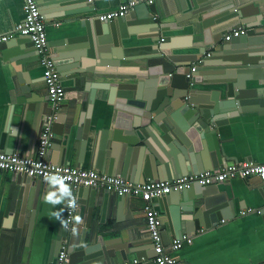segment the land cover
<instances>
[{"label":"water","instance_id":"1","mask_svg":"<svg viewBox=\"0 0 264 264\" xmlns=\"http://www.w3.org/2000/svg\"><path fill=\"white\" fill-rule=\"evenodd\" d=\"M179 1L182 12L189 9L217 12L216 16L202 22L204 30L237 19L245 33L221 44L216 34L213 42L217 46L213 48L214 44L207 43L209 35L205 31L188 33L180 26L161 24L154 20L158 13L156 5L144 4L134 9V19L119 18L112 21L110 27L103 25L101 28L96 27L94 19H87L83 38L64 41L59 47L65 48L60 50L49 44L50 48H57L52 58L62 75L65 72L84 74L83 79L91 88L92 101L96 100L98 90L108 88L111 92L108 102L114 108V112L112 109L106 114L107 120L102 127L92 119L83 121V117L79 123L70 125V132L61 136V143L54 144L51 149L54 151L52 163L70 166L74 154L81 162V158H87V152L89 162L97 171L141 184L171 181L176 176L197 175L234 165L223 155L218 130L229 125L231 119L249 111L262 112L260 109L264 107V99L259 98L261 88L249 87L251 82L264 80V0L241 4L236 0L225 3H222L225 0ZM37 2L45 20L49 19V14L58 18L94 11L91 7L94 0ZM134 36L148 40L150 46L144 42L139 49L141 53L132 54L130 43ZM30 43L26 37H14L4 44L5 55L15 53L10 59L22 65L21 61L34 54L35 48L28 47ZM207 48L213 51L207 52ZM134 56H143L145 60L137 85L93 86L91 79L102 73L95 70V66H107L110 60L122 61ZM151 59L158 60V64L149 66ZM71 65L76 66L63 70L65 72L60 69ZM189 73L191 79H187ZM20 104L12 113L9 133L14 135L16 142L19 137L18 145L24 143L32 150L40 139L44 117L53 110L50 103L44 101L24 99ZM66 120L59 117L57 124L62 129L59 134L67 132ZM13 141L14 138L9 139L7 154L18 153ZM17 182L20 194L31 193L37 203L42 180L20 174ZM85 189L89 192L85 227L80 235L63 232L53 253L51 250V264H57L64 241L68 245V264H156L152 240L136 239L119 219L123 209L132 204L130 197L115 198L106 190ZM261 194L264 198V188ZM235 196V189L228 183L206 187L196 184L190 189L153 199L152 203L160 216L167 218L174 234L182 237L183 225L186 234L194 235L215 227L232 214ZM112 207L118 219L116 225L105 232L102 226L107 225L105 219ZM98 210L101 225L94 229ZM34 218L35 212L28 233L30 239Z\"/></svg>","mask_w":264,"mask_h":264},{"label":"crops","instance_id":"2","mask_svg":"<svg viewBox=\"0 0 264 264\" xmlns=\"http://www.w3.org/2000/svg\"><path fill=\"white\" fill-rule=\"evenodd\" d=\"M128 1L94 0V5H91L94 11L81 16L52 18L50 16L54 14H49L47 16L49 19L45 20L49 44L57 46L60 50L65 48L59 47L64 41L83 38L86 36L85 25L87 24V19H94L93 23H96V27L101 28L103 25L110 27V24L114 22L101 23L97 16L116 10ZM229 1L225 0L222 3ZM249 1L236 0L238 4ZM155 5L158 11L157 15H155L158 18L157 22L168 24V26H173L174 28L180 26L188 30V33L193 30L195 32L203 30L207 33V36L209 35L207 43L212 45L214 44V35L219 34L217 39L222 40L219 43L221 44L225 41L224 37L232 29L241 27L238 24V20L235 19L204 30L202 22L216 16L217 12L211 11L207 13L191 9L187 12H182L179 0H156ZM135 15V10H132L125 18L128 20L134 19ZM23 20V0H0V33L12 34L15 27L22 23ZM220 32L222 35H220ZM144 42L145 45L150 44L146 39L143 40L137 36L132 37L130 43L132 54H138ZM215 46L217 45L214 44L213 48ZM4 47V44L0 45V152L6 153L5 150L9 144V139L14 138L12 145H15V149L18 150L16 154L34 155L38 148V140L34 149L28 150L24 143L18 145L19 137H17L18 142H16L14 135H10L9 128L13 111L16 107L22 105L20 103L24 99L49 102L40 58L35 52L33 44L30 43L28 47L33 48L34 54L30 59L21 61L22 65H19L15 63L16 59H10V56L15 55V53L12 52L10 56L5 55L7 51L4 50ZM213 48H207V52H212ZM50 49L52 54L56 53L57 48ZM142 58L144 57L134 56L128 60H110V65L95 66V70L102 73L93 77L91 79L93 82L91 83L93 86H97L96 84L135 86L137 85L139 74L143 72V65L141 64H145V60ZM158 62L156 59H151L149 66L153 67ZM75 66L60 67V69L65 72L63 70H69L75 68ZM85 67L89 68L90 66ZM65 73V75L61 73V82L67 96L63 106L60 108L59 117L67 119L66 126L68 127L66 133L64 131L63 134H59L60 131L62 133L61 126L55 124L53 128L55 133L54 144L61 143V136L64 137L65 134H68L70 125L79 123L81 117H83V121L88 120V122L92 119L94 120L93 122L102 127L107 120L106 114L112 109L114 112L113 106L108 102L111 94L108 88L98 90L96 100L92 101L91 88L87 87L86 81L83 79L84 74ZM249 87L261 88L259 98L264 99V80L251 82ZM49 105L51 106V104ZM260 110L262 112L249 111L243 113L231 119L229 125L218 130L219 139L222 142L221 150L228 163L239 165L244 162L264 164V107ZM54 144L53 147L55 146ZM53 156L54 151L51 150L49 155L51 162ZM86 156L87 158L84 160L81 158V162H79L78 155L74 154L71 158L70 166L84 170H96L89 162L87 152ZM222 169L217 167L213 171H221ZM179 177H173L172 180ZM17 181H20V174L0 172V264H51V250L53 253L54 248L57 247L58 240L61 241L62 239L64 230L61 229L58 221L50 218V211L57 209L43 202V196L48 192L49 185L45 180H42L39 199L36 203L31 193L27 192L24 196L20 194V185ZM227 183L236 191L235 197L237 200L234 212L224 217L215 227L189 235L193 238V244L186 245L182 250L173 254L182 264H264V198L261 194L264 185L256 177L246 180L236 178ZM113 197L116 198L118 196L113 195ZM78 199L80 206L77 214L81 215L86 222L85 205L89 202V192L85 188L81 189L78 193ZM130 201L132 204L123 209L119 219L123 221L125 227L130 229V233H133L136 239L150 242L151 237L143 212L145 201L141 198H130ZM57 207H63V205ZM244 211L247 214L241 215ZM33 212H35V218L30 239L28 233ZM63 215L65 217V212ZM117 219L118 214L115 207H112L109 209L105 219L107 225L102 226L103 230L107 232L112 229L116 225ZM161 221L163 241L165 244H169L178 235L174 234L171 224H169L164 215H161ZM100 225V210H98L93 221V228L99 229ZM84 227L85 223L80 226L78 235L81 234ZM182 235H186L184 225ZM123 238L125 241L127 240L126 237Z\"/></svg>","mask_w":264,"mask_h":264},{"label":"built area","instance_id":"3","mask_svg":"<svg viewBox=\"0 0 264 264\" xmlns=\"http://www.w3.org/2000/svg\"><path fill=\"white\" fill-rule=\"evenodd\" d=\"M156 0H129L118 9L97 16L101 23L112 22L124 18L139 5H154ZM24 20L18 24L12 34L0 33V45L8 43L15 36L26 37L33 44L40 58L43 77L48 90V100L53 112L45 116L42 123V133L38 141V148L34 155L7 154L0 152V172L22 174L32 179L46 181V177L53 174L60 180L71 186L72 192L78 199V193L84 188H98L110 192L116 196L141 198L145 201L143 212L146 217L147 228L156 253V264H182L173 254L182 250L186 245L193 244V238L189 235L174 238L169 244H165L162 237V221L158 210L155 209L152 200L169 195L172 192L190 189L196 184L206 187L213 183H227L236 178L246 180L251 177L258 178L264 185V164L244 162L226 166L221 171H205L197 175H187L171 181H149L144 184L132 183L122 177L110 176L96 170H84L71 166H59L49 159L50 151L55 139L54 126L59 120V111L66 100V91L61 82V72L52 58L49 40L46 32V22L43 18L37 0H23ZM158 18L155 16L154 20ZM245 33V28L232 29L225 37V41L239 38ZM208 54L207 56H209ZM192 68L191 71H194ZM191 79V73L187 74ZM77 212L65 211V218H70ZM244 211L241 215H246ZM72 223H69V234ZM68 245L64 241L61 245L57 264H68ZM130 264V263H122ZM134 264H138L135 262Z\"/></svg>","mask_w":264,"mask_h":264},{"label":"clouds","instance_id":"4","mask_svg":"<svg viewBox=\"0 0 264 264\" xmlns=\"http://www.w3.org/2000/svg\"><path fill=\"white\" fill-rule=\"evenodd\" d=\"M46 182L49 185V190L43 196V202L57 209L50 211V218L58 221L63 230H69V223H72L70 231L74 236L78 235L80 226L85 223L84 218L79 214L72 215L70 218H65L63 215L65 211L77 212L78 210L77 198L73 194L71 186L54 174L46 177ZM61 205L63 207H57Z\"/></svg>","mask_w":264,"mask_h":264}]
</instances>
